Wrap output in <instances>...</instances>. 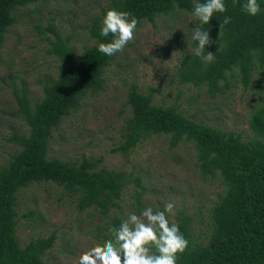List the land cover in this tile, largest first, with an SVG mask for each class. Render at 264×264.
Segmentation results:
<instances>
[{
    "label": "trees",
    "instance_id": "1",
    "mask_svg": "<svg viewBox=\"0 0 264 264\" xmlns=\"http://www.w3.org/2000/svg\"><path fill=\"white\" fill-rule=\"evenodd\" d=\"M33 0H0V46L8 29L17 21L14 11ZM205 0H110L101 8L88 27L93 45L75 56L68 39L53 24L45 31L47 56L57 63V76L44 81L42 98L30 100L23 80L11 85L17 107L15 117L24 130H13L7 138L15 151L0 166V264H46L43 257L55 241L56 233L30 241L21 247L16 236L18 194L34 183H53L69 196L76 197L79 212L92 209L98 223L89 231L96 239L115 243L113 228L123 222L117 210L129 191L128 203L137 209L145 204L147 192L139 177L121 171L98 169L97 161L84 158L78 163L48 157L53 132L63 119L81 108L88 94L105 88V71L117 56H106L98 50L99 43L114 37L101 35L105 12L114 8L125 11L139 21L152 23L155 18L174 11L193 14L195 3ZM227 11L214 13L209 24L196 27L209 31L216 44L206 46L214 60L205 62L194 55L197 42L181 41L182 59L177 71V84L203 88L208 97L221 96L235 79L244 90L259 93V101L249 114V130L254 138L245 142L240 133L212 126L195 115L186 116L175 104L154 103L153 88L146 93L131 84L126 104L131 116L125 121L121 143L112 151L127 155L140 142L152 136L169 138L170 148L186 141L197 152V167L206 178L219 177L225 191L209 209L206 245L194 240L192 216L180 211L176 224L189 241L187 250L178 255L177 264H264V0H258L261 12L250 16L242 9L246 0H224ZM231 22L223 27L225 17ZM38 29V27H37ZM190 50H186V47ZM252 77L255 80L251 85ZM133 187L128 188V184ZM117 209V210H116ZM116 212V214L114 213ZM32 214V213H30Z\"/></svg>",
    "mask_w": 264,
    "mask_h": 264
},
{
    "label": "rangeland",
    "instance_id": "2",
    "mask_svg": "<svg viewBox=\"0 0 264 264\" xmlns=\"http://www.w3.org/2000/svg\"><path fill=\"white\" fill-rule=\"evenodd\" d=\"M109 1L33 0L14 11L17 22L8 29L0 46V166L15 151L7 138L13 130L26 128L15 117L11 85L23 80L33 103L42 98L44 81L58 73L57 63L46 54V37L51 34L44 28L53 24L69 40L75 56H80L93 45L88 31L91 20ZM195 22L193 14L180 11L157 17L152 23L143 22L134 41L106 69L104 90L88 94L81 108L64 118L53 132L48 157L78 164L83 157L91 158L97 161L98 169L141 178L147 191L144 206L130 207L127 191L116 209L122 214L118 217L124 221L129 214L140 215L149 206L162 211L165 203L174 202L175 215H168L169 221L176 223L180 211L190 214L194 240L206 245L209 209L225 186L219 177L205 179L201 175L194 146L184 141L170 148L168 137L152 136L127 155L112 151L121 143L125 121L131 116L125 100L133 83L142 93L153 88L156 105L175 104L186 116L195 115V120L240 133L245 142L254 138L248 120L259 93L244 90L235 79H230L232 86L224 95L214 98L208 97L203 88L177 84L183 56L181 41L189 43ZM254 82L252 77L251 85ZM127 186L131 189L133 184ZM17 202L16 236L21 247L56 233L53 247L43 257L46 264H76L83 251L104 243L89 232L99 221L94 210L79 212L76 197L53 183L32 184L19 192Z\"/></svg>",
    "mask_w": 264,
    "mask_h": 264
},
{
    "label": "clouds",
    "instance_id": "3",
    "mask_svg": "<svg viewBox=\"0 0 264 264\" xmlns=\"http://www.w3.org/2000/svg\"><path fill=\"white\" fill-rule=\"evenodd\" d=\"M234 3L237 0H233ZM250 16L261 12L258 0H246L242 6ZM227 11L224 0H205L195 3L193 15L201 25L209 24L214 13ZM231 22V17H225L220 27ZM138 19L125 11L108 9L102 19L101 35L114 39L109 43H99L98 50L106 56H114L123 52L125 47L135 39ZM192 40L197 42L194 55L202 57L205 62L214 60V53L207 51L206 46L216 44L209 31L195 27L192 30ZM168 215H175L174 202H167L164 209L155 210L146 207L140 215L129 214L118 228H113L115 243L108 240L103 244L83 251L76 264H177L178 255L183 254L189 241L180 232L179 226L170 222Z\"/></svg>",
    "mask_w": 264,
    "mask_h": 264
}]
</instances>
